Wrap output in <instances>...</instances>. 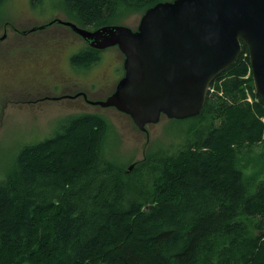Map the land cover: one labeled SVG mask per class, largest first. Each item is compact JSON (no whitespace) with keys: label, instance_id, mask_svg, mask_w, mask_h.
Wrapping results in <instances>:
<instances>
[{"label":"trees","instance_id":"16d2710c","mask_svg":"<svg viewBox=\"0 0 264 264\" xmlns=\"http://www.w3.org/2000/svg\"><path fill=\"white\" fill-rule=\"evenodd\" d=\"M164 1L55 4L96 30ZM99 52L71 64L90 67ZM175 121L181 136L130 171L107 156L97 115L22 146L0 180V264H264V104L244 46L199 115Z\"/></svg>","mask_w":264,"mask_h":264},{"label":"water","instance_id":"95a60500","mask_svg":"<svg viewBox=\"0 0 264 264\" xmlns=\"http://www.w3.org/2000/svg\"><path fill=\"white\" fill-rule=\"evenodd\" d=\"M53 23L69 27L91 49H118L123 76L104 101L89 104L115 109L141 132L162 118L198 116L211 83L236 62L242 46L254 92L264 104V0L158 2L135 29L119 24L88 31L58 19Z\"/></svg>","mask_w":264,"mask_h":264},{"label":"rangeland","instance_id":"374dc122","mask_svg":"<svg viewBox=\"0 0 264 264\" xmlns=\"http://www.w3.org/2000/svg\"><path fill=\"white\" fill-rule=\"evenodd\" d=\"M29 1L32 2L8 0L0 8V37L4 34L6 36L0 40V180L10 170L14 157L22 146L54 136L60 124L68 117L97 115L106 120L108 127L103 140L105 152L111 159L125 165L127 170L130 165L134 166L141 161L148 151L168 146L181 136L184 127L175 120L162 118L159 123L147 126V133L144 134L134 126L128 116L115 109L93 108L78 99L45 102L40 104V108L23 104L22 101H26V97L20 89L30 88L35 82L33 78L38 80L36 69L42 64V56L51 49L61 50L68 57L66 68L64 69V64L61 63L62 71L53 74L57 78V89L53 90L52 96L62 95L61 92L66 87L63 92L65 95L69 94V91L72 94L84 91L90 101H104L123 75V58L116 47L99 52L100 63L81 73L71 65L70 58L77 54L71 44L50 43L33 48L34 43H24L23 38L12 32L9 27L4 31L7 22L23 29L44 24L54 18L77 25L63 13L60 5L55 4L56 0H51V4L49 0H44L40 5L31 4ZM140 16L133 14L120 24L135 29ZM18 23L23 26L20 27ZM50 30H54V36L59 40L72 38L61 26L55 25L46 31ZM40 35L43 41L46 33L42 32ZM68 104H77L79 109L84 110H76L77 106L71 108Z\"/></svg>","mask_w":264,"mask_h":264},{"label":"flooded vegetation","instance_id":"af4514ba","mask_svg":"<svg viewBox=\"0 0 264 264\" xmlns=\"http://www.w3.org/2000/svg\"><path fill=\"white\" fill-rule=\"evenodd\" d=\"M43 1L44 0H42L41 3L39 1H36L35 3L37 5H40L43 3ZM29 2L31 4L32 3L35 4L33 1L32 2L29 1ZM54 20H55V18L51 19L50 21H47L44 24L41 23L37 26H32L29 28L25 27L23 29H19L15 25L11 24L10 22H7L4 25V31L8 30L7 27H9L12 32H14L15 34H18L19 36H21V38H23L24 43L25 42L34 43L33 48L45 46V45H48L50 43H55V44L67 43L69 45L71 44V47H73V49L76 51V53L90 48L89 45L79 35L74 33L69 27H66V26H64L62 24H58V23L51 24V22ZM29 21H33V20H29ZM25 22H28V21L25 20ZM18 24L20 25V27L23 26L22 23H18ZM55 25L61 26V28H63L64 30H66L68 33H70L72 35V38H68L65 40H59L54 36V30L53 31L52 30L46 31ZM77 27L80 29H86V28H81L79 26H77ZM86 30L93 31L90 29H86ZM42 32L46 33L45 39L43 41H41L42 35H40V33H42ZM5 37H6L5 34L2 35L0 37V40H3ZM76 40H78L77 43H75ZM81 44L83 45L82 48H81ZM78 49H80V50H78ZM53 51H55V52H53ZM121 56H122V54H121ZM71 58H70V61H71ZM122 58H123V56H122ZM61 63L64 64V69H65L67 64H68V57L66 56V53L61 51V50L56 51V50L51 49L50 52L45 53L42 56V64L36 69V74L39 77L38 80L33 78L35 82L32 85H30V88L27 87V88H21L20 89L22 95L23 96L25 95V97H26V101H22V103L25 104L26 106L28 105L31 107L40 108L41 107L40 104L42 105L45 102H57V101H61L62 99H78L83 104H85L87 106H91L93 108H99L98 106H92L89 104L90 100L87 98L86 93L84 91L77 92L76 94H72L69 91V94L65 95V94H63V92H65V89H67L65 87L61 92L62 95H60L58 97L52 96V94L54 92L53 90L57 89V85H56V79L57 78L55 76H53V74H54V72L57 73V71H60V70L62 71ZM98 63H100V58H99V61L93 65L95 66ZM72 67H74L79 72L83 73L84 71L89 70V68L91 66L87 67V66L72 65ZM55 68H59V69L55 70ZM44 91H46V93ZM111 93L109 95H111ZM85 96H86V98H85ZM63 106L66 107L65 105H63ZM74 106H77L76 110H84L82 107H81L82 109H79V107H78L79 105H77V104H74ZM74 106L71 104L69 105V107H71V108ZM66 109H68V108L66 107ZM143 133L146 134L147 132H143Z\"/></svg>","mask_w":264,"mask_h":264},{"label":"built area","instance_id":"2783aa9c","mask_svg":"<svg viewBox=\"0 0 264 264\" xmlns=\"http://www.w3.org/2000/svg\"><path fill=\"white\" fill-rule=\"evenodd\" d=\"M248 101H250V99L248 98Z\"/></svg>","mask_w":264,"mask_h":264}]
</instances>
